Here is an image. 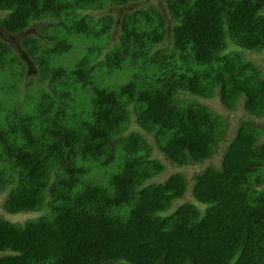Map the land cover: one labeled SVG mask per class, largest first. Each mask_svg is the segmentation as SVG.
Instances as JSON below:
<instances>
[{
	"label": "trees",
	"instance_id": "obj_1",
	"mask_svg": "<svg viewBox=\"0 0 264 264\" xmlns=\"http://www.w3.org/2000/svg\"><path fill=\"white\" fill-rule=\"evenodd\" d=\"M135 1L0 0L6 32L37 21L44 37L20 42L37 77L0 38V76L18 86L0 85L3 206L41 211L0 216V264H264L259 125L237 123L218 165L192 176L190 200L174 204L182 172L153 180L164 160L215 153L228 123L206 100L264 114V76L246 55L264 58V0H163L168 20L153 4L114 20L109 7Z\"/></svg>",
	"mask_w": 264,
	"mask_h": 264
},
{
	"label": "rangeland",
	"instance_id": "obj_2",
	"mask_svg": "<svg viewBox=\"0 0 264 264\" xmlns=\"http://www.w3.org/2000/svg\"><path fill=\"white\" fill-rule=\"evenodd\" d=\"M149 4H153L154 6H156L159 9V11L163 14V16L166 17V19L168 20L167 7H166V4L163 0H137L133 3H129V4H126V5H123L120 7H109V8L111 9V11L114 15V20L118 21L119 17L124 12L129 11V10H133V9L138 8L140 6L149 5ZM3 13L4 12L0 11V16ZM40 26L41 25H38V23L36 21V22L32 23L31 25H29V27H27L26 30H24L20 33L8 34L7 32H5L4 28L2 27V24L0 23V38L3 39L8 44L12 45L13 48L16 50V52L20 55V57H24L25 60L29 61L28 57L25 54L26 52L24 51V49L22 47H20V42H21V39L23 37H26L29 34H33L35 36L38 35L41 38H44L39 33V27ZM167 28L169 30L170 25H167ZM117 35H118V28H117L116 23H114V26L112 27V29L110 31V38L108 39L106 46L99 53V55H97V59L94 60L93 63H91L92 71H94L98 66L102 65L103 54L107 50L110 49V47L112 46V44L114 42L117 41ZM168 43H169V37L165 36L161 45L168 44ZM246 55H247L248 59L253 60V62H255V64L262 71V74L264 76L263 54L249 51V52H246ZM71 56L75 57V54H72ZM73 57H71V58H73ZM30 62H28V66H27V76L35 75L37 77V75L39 74L38 69H37V67L36 68L34 67L32 62L31 63ZM13 80H14L13 88H15V87L18 88L15 79H12V78L8 79V78H5V76H0V85H3L5 88H7L8 83L13 81ZM42 83L44 86H46L45 81H42ZM23 88L24 87L21 86V89H23ZM0 96H1V92H0ZM22 96H23V94H22ZM206 103H208L215 110L216 113H218L221 116H223L224 118H226V121L228 123L224 136L218 141L216 151L209 159H207L206 161H204L200 164H189V165H183V166L174 165V164H171L170 162H168L167 160H164V157L162 156L161 152H159L157 146L154 145V155L158 156L162 160H164L165 168L160 174L156 175L153 178V180H163L165 177L168 176V174H171L172 172H182L186 178L188 190L185 192L184 196H182L181 199L179 198L176 201H174V204H177L183 200H190L191 199L189 189L192 185V176L195 173L202 171L203 169H205L206 166H208L210 164L218 165L219 160L221 159L226 147L228 146L229 140L233 136V133L235 131L237 123L240 120L247 119V120L253 121L254 123H256L257 125H259L261 127V129L263 130V135H264V114L262 116H254V115H251L249 113H246L244 111V108H243V101L242 100L238 101L236 108L233 110H229V109L224 108L217 96L214 97L213 99L206 100ZM130 129L141 131V129L138 126H136L133 122L130 125ZM149 139L151 140V137H149ZM4 197H5V194L0 193V216L4 217L5 219H7L11 222L23 223L24 221L31 219V218H34L41 213V211H39V212H31L30 211V212H20V213L10 214V213L6 212V210L4 209V206H3V201L5 199Z\"/></svg>",
	"mask_w": 264,
	"mask_h": 264
},
{
	"label": "clouds",
	"instance_id": "obj_3",
	"mask_svg": "<svg viewBox=\"0 0 264 264\" xmlns=\"http://www.w3.org/2000/svg\"><path fill=\"white\" fill-rule=\"evenodd\" d=\"M5 32H6V30H5ZM8 33V32H7ZM9 34V33H8ZM163 42V41H162ZM29 61L27 60V63H28ZM28 66V65H27ZM225 152V151H224ZM191 164H200V163H191ZM198 173V172H197ZM196 174V173H195Z\"/></svg>",
	"mask_w": 264,
	"mask_h": 264
}]
</instances>
